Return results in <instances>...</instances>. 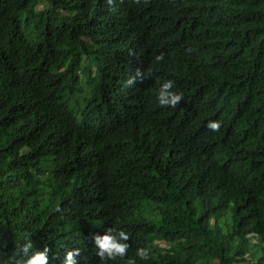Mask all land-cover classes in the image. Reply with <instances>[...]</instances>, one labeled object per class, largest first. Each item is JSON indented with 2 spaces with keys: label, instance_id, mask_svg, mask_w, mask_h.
<instances>
[{
  "label": "trees",
  "instance_id": "trees-1",
  "mask_svg": "<svg viewBox=\"0 0 264 264\" xmlns=\"http://www.w3.org/2000/svg\"><path fill=\"white\" fill-rule=\"evenodd\" d=\"M45 248L264 264V0H0V264Z\"/></svg>",
  "mask_w": 264,
  "mask_h": 264
},
{
  "label": "clouds",
  "instance_id": "clouds-1",
  "mask_svg": "<svg viewBox=\"0 0 264 264\" xmlns=\"http://www.w3.org/2000/svg\"><path fill=\"white\" fill-rule=\"evenodd\" d=\"M109 3H111V0H109ZM164 59L163 55L157 56V61H162ZM137 77H142V73L139 69L136 71V76L130 78L127 83L129 85H132ZM174 87V82L171 80L165 81L161 87L159 88L157 100L159 102V105L161 107H176L177 104L180 103L182 100V96L174 91H172ZM221 124L218 121H209L207 124V128L212 132H218L220 130ZM115 231V229H108V232L111 233ZM129 235L126 234L124 231L118 232V237L108 234L104 235L103 237L97 235L94 237L95 243L99 248V251L97 252V255L101 258V260H114L117 257H124L127 255L129 244L128 243H122V241H128ZM32 247V245L29 243L25 246L24 251L27 253V251ZM49 249L45 248L42 252H37L34 255L31 256L26 261V264H49V255H48ZM142 260H146L149 258V251L145 248H140L137 250L136 253ZM80 255L79 249L69 251L67 253V258L65 261V264H77V261L75 257ZM129 264H135L134 261H129Z\"/></svg>",
  "mask_w": 264,
  "mask_h": 264
},
{
  "label": "rangeland",
  "instance_id": "rangeland-1",
  "mask_svg": "<svg viewBox=\"0 0 264 264\" xmlns=\"http://www.w3.org/2000/svg\"><path fill=\"white\" fill-rule=\"evenodd\" d=\"M83 87H86V85H85V83H83ZM258 249H256V248H252V251H251V254L253 253V252H255V251H257ZM257 255L255 254V255H253L252 257H250L249 258V262H254L255 260H256V257Z\"/></svg>",
  "mask_w": 264,
  "mask_h": 264
}]
</instances>
